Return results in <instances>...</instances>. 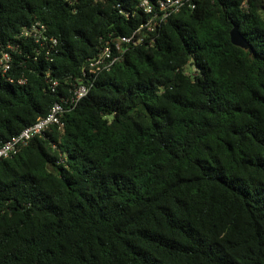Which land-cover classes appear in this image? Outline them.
Here are the masks:
<instances>
[{"label":"trees","instance_id":"obj_1","mask_svg":"<svg viewBox=\"0 0 264 264\" xmlns=\"http://www.w3.org/2000/svg\"><path fill=\"white\" fill-rule=\"evenodd\" d=\"M138 3L0 0V43L21 50L0 70V147L100 39L145 21ZM36 21L52 48L14 38ZM234 26L252 52L231 44ZM0 264H264V0L182 9L0 161Z\"/></svg>","mask_w":264,"mask_h":264},{"label":"built area","instance_id":"obj_2","mask_svg":"<svg viewBox=\"0 0 264 264\" xmlns=\"http://www.w3.org/2000/svg\"><path fill=\"white\" fill-rule=\"evenodd\" d=\"M197 0H139L138 9L145 16L141 23L129 36L111 37L101 40L99 52L88 59L81 69V75L73 79L67 93L62 94L49 112L35 123L24 128L19 134L12 136L0 147V161L17 155L34 136H42L50 127L60 125L61 118L87 96L94 81L101 73L109 72L116 63L124 58V54L131 47L145 44L150 46L155 37L169 18L182 9H194ZM14 38L18 41L28 39L40 48H52L56 40L48 36L45 26L40 22H34L29 27H24ZM21 54L17 44L0 43V70L6 73L10 70L12 54ZM49 88L53 92L57 82L47 79ZM20 84L25 80L19 81Z\"/></svg>","mask_w":264,"mask_h":264},{"label":"water","instance_id":"obj_3","mask_svg":"<svg viewBox=\"0 0 264 264\" xmlns=\"http://www.w3.org/2000/svg\"><path fill=\"white\" fill-rule=\"evenodd\" d=\"M229 38H230V42L233 46L238 47L242 50H248L249 52H252L251 47L248 45L246 40L240 34L237 26H234L231 29V31L229 33Z\"/></svg>","mask_w":264,"mask_h":264}]
</instances>
